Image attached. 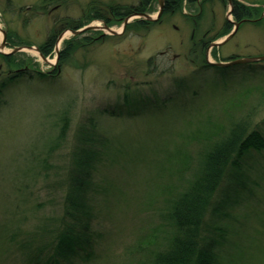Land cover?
Segmentation results:
<instances>
[{
  "label": "rangeland",
  "instance_id": "1",
  "mask_svg": "<svg viewBox=\"0 0 264 264\" xmlns=\"http://www.w3.org/2000/svg\"><path fill=\"white\" fill-rule=\"evenodd\" d=\"M236 1L256 14L241 23L221 48L213 52L207 49L205 53L209 52L211 61L264 56V0ZM140 3L141 0H0V25L9 30L15 47L41 48L49 38L56 36L58 40L66 26L84 20L86 12L101 11L106 5L131 8ZM159 8L154 2L148 13L156 16ZM229 10L228 0H199L192 4L184 0L178 12L164 13L159 21L135 33L124 31L114 36L107 30L97 31L103 39L88 47L74 46L69 59L56 67L52 65L56 51L47 57L51 64L34 50L13 54L8 61L0 52V160L26 149L38 140V135L42 139L37 149L43 151L55 140L65 108L70 110L71 134L98 107H123L126 93L140 101L139 105L164 104L172 97L177 98L175 103H196L171 127L156 120L159 114H151L150 109L132 118L102 121V126L121 133L129 143L138 133L156 140L159 150L168 149L172 152L169 159H173L164 164L165 152L161 151L147 156L149 162L138 164L125 159L104 168L102 178L108 192L100 197L98 208L99 257L88 264L148 262L174 233L170 221L174 202L199 177L206 152L245 120L249 130L255 128L264 137V62L249 68H216L208 65L207 55L198 50L202 41L212 44L224 38ZM230 19L241 22L234 15ZM104 24L93 20L86 26ZM109 26L123 32V22ZM89 36L97 37L93 32ZM72 37L68 30L59 55L72 43ZM11 50L8 47L2 52ZM54 68L57 72L44 77ZM26 69L43 75L33 74V79L25 77L3 88L2 81ZM137 128L140 130L134 131ZM262 145L258 141L252 146L251 142L255 148L245 151L243 168L231 167L218 188L214 202L226 200L229 191L232 198L237 197V203H229L225 216L214 210L208 214L209 230L217 233L222 228L230 239L218 250L217 264H264ZM65 149L60 147L57 154L64 155ZM158 161L163 163L162 168L157 166ZM3 164L9 168L7 162ZM14 168L15 164L8 170ZM4 182L0 180V184ZM3 246L0 264H15L18 254L7 244Z\"/></svg>",
  "mask_w": 264,
  "mask_h": 264
},
{
  "label": "trees",
  "instance_id": "2",
  "mask_svg": "<svg viewBox=\"0 0 264 264\" xmlns=\"http://www.w3.org/2000/svg\"><path fill=\"white\" fill-rule=\"evenodd\" d=\"M155 1L141 0L139 5L131 8L106 5L103 9L105 13L93 9L84 14V20L74 21L65 29L78 30L93 20H102L112 26L133 14L150 12ZM165 1V14L178 12L184 3V0ZM188 2L192 4L197 0ZM254 12L235 1L233 14L238 21L254 18ZM152 24L146 20H136L128 25L126 33H135L136 29L148 28ZM225 26L224 36L233 29L229 21ZM90 32L97 37L89 36ZM90 32L72 38V43L61 52L60 64L69 59L74 46L88 47L103 39L97 31ZM9 42L12 46L16 44L14 38H10ZM56 43L55 36L41 47L45 57L53 54ZM209 45L202 41L198 50L205 55ZM10 57L3 58L8 61ZM252 66L245 65L247 68ZM28 70L16 71L2 81L3 88L25 80V77L33 79V74L43 75L37 71L28 73ZM49 76L52 75L44 77ZM176 99L172 97L164 104L162 101L139 105L140 101L126 93L123 107H98L86 119H82L71 134H68L71 130L70 110L65 108L60 114L55 140L43 147V151L37 149L42 139L38 135V140L29 142L26 149L1 158L0 180L5 182L0 184V250L6 244L12 247L19 256L15 264H88L98 259V208L100 197L108 192L106 180L102 178L104 168L125 159L138 164L149 162L147 156L158 155L161 151L165 152L164 164L173 159H169L172 152L168 149L159 150L156 140L138 133L135 141L129 143L122 139L121 133L102 126V121L132 118L150 109L151 114H159L156 120L171 127L192 110L189 107L196 106V103H175ZM249 126L246 120L234 125L224 138L206 152L199 177L174 202L170 213L174 233L148 262L139 264H217L218 250L230 239L222 228L217 233L209 230L208 214L214 210L216 214L225 216L229 203H237V197L232 198L229 191L226 200L214 202L218 188L224 183L231 167L243 168L241 159L245 151L255 148L251 147V142L253 146L260 141L264 148L261 131L255 128L249 130ZM137 130L140 129L134 131ZM60 147L66 148L64 155L57 154ZM4 162L9 164V168L15 164L14 170H8ZM163 163L158 161L157 166L162 168Z\"/></svg>",
  "mask_w": 264,
  "mask_h": 264
},
{
  "label": "water",
  "instance_id": "3",
  "mask_svg": "<svg viewBox=\"0 0 264 264\" xmlns=\"http://www.w3.org/2000/svg\"><path fill=\"white\" fill-rule=\"evenodd\" d=\"M161 1V5H160V10H159V13L156 15V16H152L150 14H146V13H137V14H134L130 17H128L127 19H125L124 21V26H123V32L126 30L127 28V25L130 24L131 22H133L135 19H138V18H143L144 20H147V21H150V22H155V21H158L161 16L163 15V12H164V0H160ZM229 2V6H230V10L227 14V20L230 21V22H233L230 17H232L233 15V11H234V0H228ZM234 23V22H233ZM235 26H236V29L234 31H232L229 35H227L226 37H224V39H222L221 41H218V42H214L211 44L210 46V50L213 49V48H220L221 46L225 45L237 32V29L239 28L240 26V23H234ZM89 30H97V31H102V30H107L111 35H121L123 34V32H117L116 30H114L113 28L109 27L108 25H104V26H96V25H89V26H86L82 29H79V30H71V34L73 36H78V35H81ZM4 35H5V40H7V31H4ZM66 35V32L63 33L59 39H58V42L56 44V52H57V59L55 61V63H52L53 66L56 67L57 63L59 62V59H60V55H59V52H60V44L62 42V40L64 39ZM2 48H4L5 46H1ZM26 50H34L36 52H38L41 56V58L50 63L51 62L49 61V59L47 57L44 56V54L41 52V49L38 48V47H34V46H20V47H15L11 52L9 53H4V54H7V55H12V54H16V53H19V52H25ZM264 61V56L263 57H259V58H243V59H236V60H232V61H229V62H213L209 59V52H208V56H207V62L208 64L210 65H214V66H217V67H229V66H234V65H243V64H250V63H255V62H262Z\"/></svg>",
  "mask_w": 264,
  "mask_h": 264
},
{
  "label": "bare ground",
  "instance_id": "4",
  "mask_svg": "<svg viewBox=\"0 0 264 264\" xmlns=\"http://www.w3.org/2000/svg\"><path fill=\"white\" fill-rule=\"evenodd\" d=\"M155 2H157L159 4V6L161 5V1L160 0H156ZM165 5H166V1L164 0V7H165ZM4 31H7V40H5V38H4L5 37ZM9 39H10L9 30L3 29V27L0 25V52H2V50L4 48L7 49L8 47H15V46H12V44L9 42ZM3 45L5 46L4 48L1 47Z\"/></svg>",
  "mask_w": 264,
  "mask_h": 264
},
{
  "label": "flooded vegetation",
  "instance_id": "5",
  "mask_svg": "<svg viewBox=\"0 0 264 264\" xmlns=\"http://www.w3.org/2000/svg\"><path fill=\"white\" fill-rule=\"evenodd\" d=\"M198 1V0H197ZM196 21V20H195ZM196 23V22H195Z\"/></svg>",
  "mask_w": 264,
  "mask_h": 264
}]
</instances>
